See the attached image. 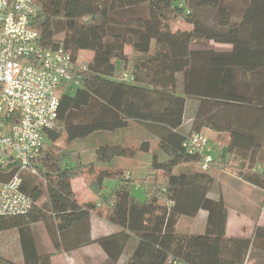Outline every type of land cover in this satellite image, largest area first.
<instances>
[{
  "label": "trees",
  "instance_id": "16d2710c",
  "mask_svg": "<svg viewBox=\"0 0 264 264\" xmlns=\"http://www.w3.org/2000/svg\"><path fill=\"white\" fill-rule=\"evenodd\" d=\"M35 3L38 13L30 28L43 47H61L74 61L81 51L94 55L79 73L77 85L59 88L55 126L45 132L46 146L31 163L35 174H21L20 189L32 201L30 211L0 217V233H17L19 264H51L56 254L91 244L105 252V264H116L130 236L137 242L124 264H237L222 255L227 208L221 198L208 197L213 184L209 172L232 171L264 192V0ZM200 42L231 49L190 48ZM125 45L131 47L128 55ZM123 74L132 82L117 81ZM131 124L146 135L137 149L124 139L108 142L100 136L92 144L93 159L82 162L77 150L56 144L63 137L68 145ZM203 130L227 135L216 156L212 150L211 166L204 172L201 157L187 148L189 137ZM137 153L149 159L145 178H132L112 165L115 160L132 161ZM16 171L15 165L0 171V182ZM75 179L88 180L98 206L78 204L71 189ZM107 180L114 187L103 194ZM146 182L150 184L146 197L137 201L130 184ZM200 211L207 214L203 234L176 231L177 219H192ZM91 216L117 232L92 240ZM37 224L44 226L53 253L42 250ZM253 238L264 242V228L256 227ZM245 248L246 244L238 245ZM0 264L16 263L0 257Z\"/></svg>",
  "mask_w": 264,
  "mask_h": 264
},
{
  "label": "built area",
  "instance_id": "2783aa9c",
  "mask_svg": "<svg viewBox=\"0 0 264 264\" xmlns=\"http://www.w3.org/2000/svg\"><path fill=\"white\" fill-rule=\"evenodd\" d=\"M38 13L35 0H0V171H17L0 182V217L26 215L32 201L20 189L21 174H35L31 163L41 152L45 132L57 117L60 87L78 84L86 65L78 64L61 47L47 49L30 28ZM119 82H132L123 74ZM189 154L201 157L200 169L209 170L213 147L204 134L189 137Z\"/></svg>",
  "mask_w": 264,
  "mask_h": 264
},
{
  "label": "crops",
  "instance_id": "0c3cea01",
  "mask_svg": "<svg viewBox=\"0 0 264 264\" xmlns=\"http://www.w3.org/2000/svg\"><path fill=\"white\" fill-rule=\"evenodd\" d=\"M217 45L227 46V49H224L223 51H229L231 49L229 45ZM123 51L125 55H128L130 54L131 47L125 45ZM93 55V52L81 51L78 53V59L85 63H89L92 60ZM188 121L189 120L185 122L186 125H188ZM133 125L136 124H131V126ZM202 133L208 138L210 145L214 149L213 155L216 156V154H218L227 143V135L214 133L209 130H203ZM103 136H105L102 137L103 140L108 142L116 141L107 139V134H103ZM118 141L124 140L120 138ZM68 146H71L73 150H77L79 152L82 162L91 161V159H93V145H90L91 147L88 148L86 145L81 146V143L75 144V142H73L68 144L67 148ZM116 162V166L124 164L121 160H117ZM209 173L213 175V184L208 192V197L213 200L221 198L227 208V224L225 234V238L227 240L222 248L223 257L227 260L236 259L237 264L239 263V260H241L242 264H264V242H259L257 240L254 241L253 238V232L256 227L264 228V209L262 208L264 202V192L240 181L235 175H231L230 171L213 169ZM71 189L78 204L94 202L97 206L99 205V201H96L97 197L90 192L83 179L72 180ZM161 204L163 205V202H161ZM206 218L207 214L203 211L198 212L192 219L179 218L185 220V230L178 231L177 229V232L187 235H199L202 231L200 229L205 227ZM14 232L16 233V231ZM36 232L44 253H53L52 244L42 224L36 225ZM116 232L117 229L113 225H110L96 216H91L90 236L92 240H96L100 237H106L115 234ZM16 237L19 253L17 255H12V252L3 253L0 250V257L4 261L19 264L21 262L22 255L17 233ZM136 242L137 239L134 236H130L127 239V244L125 245L123 254L120 256L116 264H124L126 256L135 247ZM240 244H246L245 250L238 249V245ZM106 260L107 256L105 252L98 245L91 244L69 253L60 255L56 254L51 259V264H58L57 262L60 264H105Z\"/></svg>",
  "mask_w": 264,
  "mask_h": 264
},
{
  "label": "rangeland",
  "instance_id": "374dc122",
  "mask_svg": "<svg viewBox=\"0 0 264 264\" xmlns=\"http://www.w3.org/2000/svg\"><path fill=\"white\" fill-rule=\"evenodd\" d=\"M57 40L61 39V36L56 37ZM192 49H207V50H214V51H223L224 49H227V46H219L217 44H214L212 42H208V43H195L190 45ZM77 61L78 64H84L85 62L80 61L78 59L77 56ZM87 64V63H85ZM177 86L178 89L180 90L182 87V78L181 76L177 77ZM182 96V94H180ZM101 134V135H99ZM103 134H107L106 138L110 139V140H118V139H124L126 140V144L128 147H133L135 149L138 148L139 143L143 140L146 139V135L144 133V131H142L137 125H133L130 126L128 129H122V130H118L115 131L114 133H97L95 134V136H90L87 137L86 139L83 140H79V141H75V144L77 143H81V146H85L90 148L93 144L94 140H99V137H105L103 136ZM101 137V141H103V138ZM97 141H95V144L97 143ZM46 146V143H44ZM56 144L58 146H66L65 145V140L64 137L59 139ZM91 145V146H90ZM44 146V145H43ZM156 148V144L154 142L151 143V149L155 150ZM68 149L73 150L71 146H68ZM143 159H141V154L137 153L135 158L130 161V160H126V159H121V162H124V164L120 165L121 168H123L124 171L128 172L132 178H145L146 177V171H147V167H148V163L147 161L149 160L148 157H142ZM117 160H115L113 162V166L117 165ZM184 169V168H183ZM201 170V169H200ZM202 171V170H201ZM204 172V171H203ZM231 175H235L234 172L230 171ZM236 176V175H235ZM85 184L87 185V181L84 179ZM105 187L106 189L104 190L103 194L109 193L110 190L114 187V182L107 180V182L105 183ZM150 188V184L149 182H146L145 186H141L139 184H134L131 183L130 184V193L131 195L137 200V201H143L146 197V193L148 192ZM183 231L185 230V220L182 219H177L176 221V231ZM204 228H201L200 230H202L200 232V234L204 232ZM17 237H16V233L14 231H7L4 233L0 234V250L5 253V252H12V255H17L19 253V250L17 248ZM69 253V252H68ZM64 254V253H61ZM60 255V254H59ZM58 264H60L59 262H57ZM62 264V263H61Z\"/></svg>",
  "mask_w": 264,
  "mask_h": 264
}]
</instances>
